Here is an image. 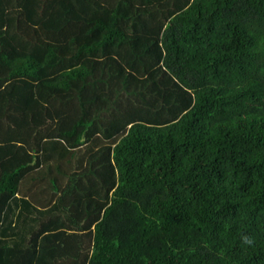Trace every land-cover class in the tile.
<instances>
[{
    "label": "trees",
    "instance_id": "obj_1",
    "mask_svg": "<svg viewBox=\"0 0 264 264\" xmlns=\"http://www.w3.org/2000/svg\"><path fill=\"white\" fill-rule=\"evenodd\" d=\"M0 264H264V0H0Z\"/></svg>",
    "mask_w": 264,
    "mask_h": 264
},
{
    "label": "rangeland",
    "instance_id": "obj_2",
    "mask_svg": "<svg viewBox=\"0 0 264 264\" xmlns=\"http://www.w3.org/2000/svg\"><path fill=\"white\" fill-rule=\"evenodd\" d=\"M38 187L37 186H32V183L30 181H25L23 184H22V187H21V193H26L27 191H30L32 192L34 189H37ZM47 201V199L45 198L44 200H41L42 203H45ZM38 204H41L40 202H37ZM39 207V210L40 211H43L45 210L46 208H44L42 205H38Z\"/></svg>",
    "mask_w": 264,
    "mask_h": 264
}]
</instances>
